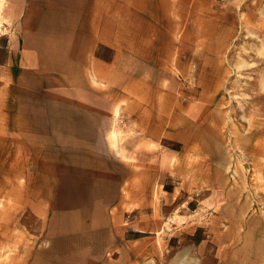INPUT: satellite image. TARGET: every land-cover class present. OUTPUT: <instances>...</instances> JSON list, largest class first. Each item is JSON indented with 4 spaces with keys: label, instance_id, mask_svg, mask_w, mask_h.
<instances>
[{
    "label": "rangeland",
    "instance_id": "374dc122",
    "mask_svg": "<svg viewBox=\"0 0 264 264\" xmlns=\"http://www.w3.org/2000/svg\"><path fill=\"white\" fill-rule=\"evenodd\" d=\"M102 1L86 90L0 30V264H264V0Z\"/></svg>",
    "mask_w": 264,
    "mask_h": 264
},
{
    "label": "crops",
    "instance_id": "0c3cea01",
    "mask_svg": "<svg viewBox=\"0 0 264 264\" xmlns=\"http://www.w3.org/2000/svg\"><path fill=\"white\" fill-rule=\"evenodd\" d=\"M104 10L106 4L102 0H0V27L18 34L25 65L30 63L33 69L54 72L60 82L82 91L90 79L96 83L90 73L89 78L86 74L87 64H92L93 74L99 76L108 69L98 58L92 61V53L99 47L121 48L116 31L107 36L102 28ZM118 107L113 109L115 117ZM109 138H116L114 130Z\"/></svg>",
    "mask_w": 264,
    "mask_h": 264
},
{
    "label": "bare ground",
    "instance_id": "6f19581e",
    "mask_svg": "<svg viewBox=\"0 0 264 264\" xmlns=\"http://www.w3.org/2000/svg\"><path fill=\"white\" fill-rule=\"evenodd\" d=\"M0 30H1V27H0Z\"/></svg>",
    "mask_w": 264,
    "mask_h": 264
}]
</instances>
